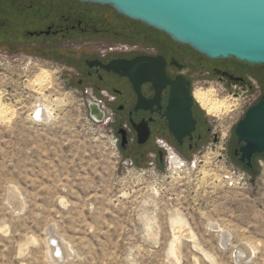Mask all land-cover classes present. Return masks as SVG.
Masks as SVG:
<instances>
[{
	"label": "rangeland",
	"instance_id": "rangeland-1",
	"mask_svg": "<svg viewBox=\"0 0 264 264\" xmlns=\"http://www.w3.org/2000/svg\"><path fill=\"white\" fill-rule=\"evenodd\" d=\"M19 50L0 49V264H264V158L252 176L224 143L246 96L222 118L208 114L221 143L158 163L150 146L124 150L111 121L91 119L68 65L32 69L37 58ZM41 69L52 75L43 97L62 102L35 123ZM198 86L228 96L220 83ZM50 232L70 251L63 260Z\"/></svg>",
	"mask_w": 264,
	"mask_h": 264
},
{
	"label": "flooded vegetation",
	"instance_id": "flooded-vegetation-1",
	"mask_svg": "<svg viewBox=\"0 0 264 264\" xmlns=\"http://www.w3.org/2000/svg\"><path fill=\"white\" fill-rule=\"evenodd\" d=\"M14 2L35 6L43 25L28 30L25 38L7 42L8 47L0 43V49L29 51V55L42 63L39 65H45V61L68 65L70 71L67 76L82 93H92L100 98L105 114L107 110L112 111L110 121L120 137V141H117L124 150L150 146L149 158L161 163L171 150L175 153L186 147L191 151L205 144L221 143L223 133L208 118V113H205L193 92L200 82L220 83L228 96L238 103L244 96L248 98L247 104L237 110L224 141L227 152H231L229 158L241 162L240 147L247 141L239 140L236 127L247 110L264 97L263 71L234 58L210 59L192 47L174 41L162 31L119 14L111 6L75 0ZM142 56L163 57L167 62L168 78L176 80L183 77L189 83L195 128L180 140L171 131L175 122L168 109L172 93L170 84L162 88L158 95L156 86L145 81L140 86L142 96H139L127 76L105 68L112 61L133 60ZM138 103L149 107H138ZM86 105L88 107L87 101ZM181 127L187 126L182 122ZM121 129L126 131L127 141L124 144ZM147 129L149 134L146 141L139 143V130L145 132ZM256 154L252 162L257 159Z\"/></svg>",
	"mask_w": 264,
	"mask_h": 264
},
{
	"label": "water",
	"instance_id": "water-1",
	"mask_svg": "<svg viewBox=\"0 0 264 264\" xmlns=\"http://www.w3.org/2000/svg\"><path fill=\"white\" fill-rule=\"evenodd\" d=\"M113 7L119 14L169 35L213 60L234 58L254 66L264 65V0H75ZM163 57H137L112 61L105 68L127 76L141 95L140 86L152 82L158 91L172 87L169 112L174 117L171 131L180 140L195 128L193 96L183 77L171 80ZM89 114L103 121L100 104L87 99ZM138 107L149 105L138 103ZM178 122V123H177ZM182 122L186 128H182ZM122 144L127 141L121 129ZM144 133V134H143ZM149 130H139V143H144ZM236 134L247 141L240 147V161L253 166L252 157L264 153V97L250 107L238 122Z\"/></svg>",
	"mask_w": 264,
	"mask_h": 264
},
{
	"label": "bare ground",
	"instance_id": "bare-ground-1",
	"mask_svg": "<svg viewBox=\"0 0 264 264\" xmlns=\"http://www.w3.org/2000/svg\"><path fill=\"white\" fill-rule=\"evenodd\" d=\"M51 76L52 75L50 74V72L46 69H41L40 72L36 74L33 80V82H35L33 86L39 89L36 91H38L41 94V96H44L43 91L41 89L42 87H45L50 84L52 79ZM193 92H194V97L199 102V104L207 111L209 115H212L216 118H222L224 114L231 112L239 104L236 99H233L230 96H227L225 98H219L217 96V91L213 87L209 89H205L198 86L197 84L195 85ZM38 101H40V103L38 104V107L35 109V112H37V114L40 115V120L45 123L52 118L51 105H53L54 103L58 104L62 102L61 99L58 98L51 99L50 97L49 98L43 97L38 99ZM3 104H1L0 102V110L1 108H3L2 107ZM170 154H172V159H171L172 164L176 166L182 163L181 158L176 153H174V151L171 150ZM175 221H182V220H175ZM184 225L181 222H178L175 227L177 229H181V232L185 234L186 230ZM50 233H51V238H53L54 241L50 247L51 255L55 259L61 258L63 260V258H65L67 254H70V251L66 247V244L64 245L62 242L58 241L57 238L53 235V233L52 232ZM225 243H228V239L225 240ZM176 250H177V246L173 245L172 251L175 253ZM237 250H238L237 253L241 256L246 255L248 252L247 247L244 246L238 247Z\"/></svg>",
	"mask_w": 264,
	"mask_h": 264
},
{
	"label": "trees",
	"instance_id": "trees-1",
	"mask_svg": "<svg viewBox=\"0 0 264 264\" xmlns=\"http://www.w3.org/2000/svg\"><path fill=\"white\" fill-rule=\"evenodd\" d=\"M35 6L19 5L14 0H0V43L4 47H8L7 42L18 41L22 37L27 36L28 30L36 27H42L40 13ZM36 20L38 22H36ZM36 22V23H35ZM23 38V39H24ZM258 70L264 72V65L255 66ZM260 68V69H259ZM256 160L252 167L247 166L239 161V165L250 172L252 176H256L259 171L258 160L264 158V153L256 154Z\"/></svg>",
	"mask_w": 264,
	"mask_h": 264
},
{
	"label": "built area",
	"instance_id": "built-area-1",
	"mask_svg": "<svg viewBox=\"0 0 264 264\" xmlns=\"http://www.w3.org/2000/svg\"><path fill=\"white\" fill-rule=\"evenodd\" d=\"M31 63H33L32 67H30V68H32V69H34V68L38 69V68H39L38 65H39V64H42L38 59L33 60V58H31V59L29 60L28 65L31 64ZM40 98H43V96L38 95V97H37V99H36V102L32 105V107H33V108H32V111L29 112V114L31 115V119H32L35 123H41V121H40V115H38L37 112H34V110L38 107V104L40 103V101H38V99H40ZM88 98H90V99H92V100L98 102V103L100 104L101 109H103V110L105 111L102 100H100V99H98L97 97H95L92 93H89V94L87 95V97H86V101H87ZM107 114H108V113H107ZM107 114H105V118H104L103 121L109 122V121H110V114H108V115H107ZM90 117H91V116H90ZM91 119H93V118L91 117ZM93 120H94V119H93ZM94 121H95V120H94ZM96 122H98V121H96ZM99 122H100V121H99ZM167 159H169L170 161H171V159H172V154H170V152H168Z\"/></svg>",
	"mask_w": 264,
	"mask_h": 264
}]
</instances>
